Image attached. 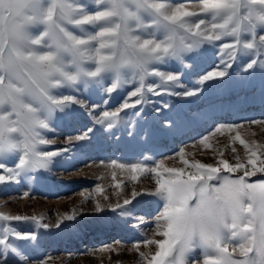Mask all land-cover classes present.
Returning <instances> with one entry per match:
<instances>
[{
    "label": "rangeland",
    "instance_id": "rangeland-1",
    "mask_svg": "<svg viewBox=\"0 0 264 264\" xmlns=\"http://www.w3.org/2000/svg\"><path fill=\"white\" fill-rule=\"evenodd\" d=\"M263 224L264 0H0V264Z\"/></svg>",
    "mask_w": 264,
    "mask_h": 264
},
{
    "label": "crops",
    "instance_id": "crops-1",
    "mask_svg": "<svg viewBox=\"0 0 264 264\" xmlns=\"http://www.w3.org/2000/svg\"><path fill=\"white\" fill-rule=\"evenodd\" d=\"M61 15L67 16L65 13ZM80 17L84 16L80 15ZM80 39L82 40L81 37ZM80 39L77 37L69 43L72 45L83 43ZM258 231L256 229V234ZM181 241L185 243L177 245L175 259L169 258L164 261L165 264H264L262 231L253 237L252 244L248 236H245L244 228L242 231H237L235 238L225 235L208 236L206 231L204 237L185 238Z\"/></svg>",
    "mask_w": 264,
    "mask_h": 264
}]
</instances>
